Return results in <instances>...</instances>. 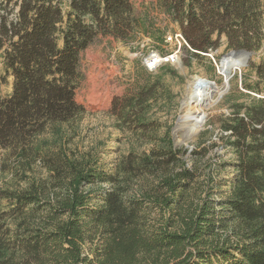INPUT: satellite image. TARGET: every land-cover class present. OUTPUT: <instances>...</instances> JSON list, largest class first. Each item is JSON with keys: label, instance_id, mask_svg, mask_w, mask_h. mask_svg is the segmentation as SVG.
Masks as SVG:
<instances>
[{"label": "trees", "instance_id": "1", "mask_svg": "<svg viewBox=\"0 0 264 264\" xmlns=\"http://www.w3.org/2000/svg\"><path fill=\"white\" fill-rule=\"evenodd\" d=\"M160 2L192 57L221 38L231 51L262 49L264 0ZM132 15L129 0H0L12 77L0 99V176L10 175L0 187V264H264V98L228 94L230 115L210 119L189 151L151 115L170 96L156 81L112 99L128 145L112 171L96 144L78 146L80 51ZM243 87L260 92L259 82ZM220 147L234 156L227 180Z\"/></svg>", "mask_w": 264, "mask_h": 264}, {"label": "rangeland", "instance_id": "2", "mask_svg": "<svg viewBox=\"0 0 264 264\" xmlns=\"http://www.w3.org/2000/svg\"><path fill=\"white\" fill-rule=\"evenodd\" d=\"M129 3L133 10L132 23L129 25L119 23L107 28L108 30L103 31L80 51L76 63L78 73L81 75L78 101L84 106L85 115L80 126L81 134L75 140L79 143L78 146L85 149L96 144L101 157L100 165L104 171H112L121 153L128 149L123 133L115 128L114 118L109 113L113 98L135 93L158 81L170 92V96L162 97L152 109L151 115L162 123L164 129L170 128L171 131L180 116H184L181 119L191 117L179 109L192 79L197 77L195 78L197 80L205 79L214 83L219 88L218 94L224 93L218 103L214 104L218 100V94H215L207 103L199 101L190 109L198 118L204 119L197 135L187 142L183 141L189 128L186 121L190 118L181 121L180 131L174 136L171 131L174 145L184 146L189 151L194 150L193 145L197 142L198 136L209 128L210 119L215 120L223 114L230 115V110L224 103L228 94L233 95V99L238 103L247 101L250 96L264 98V41L262 49L249 58L247 66L233 72L227 91L222 80L223 73L217 71L223 57L233 52L227 48L225 38H221L216 50L206 57H192L190 49L180 47L178 64L164 65L149 73L144 67L145 60L152 51L165 57L176 49V44L168 41V38L179 34V30L163 13L160 0H129ZM262 31L264 32V16ZM260 73L263 75L262 79ZM257 82L260 91L257 94L252 90L246 91L243 87V83L254 86ZM11 84L12 77L7 76L3 70V59L0 55V99L7 97L11 92ZM217 128L218 124L215 123L213 134L217 132ZM215 150L217 149L209 150L207 155H212ZM217 152L223 163L227 164V168L219 174L220 179L232 178L231 165L235 163L233 153L221 147ZM1 156L0 150V159ZM9 176V174L0 176V187L4 180L10 179Z\"/></svg>", "mask_w": 264, "mask_h": 264}, {"label": "water", "instance_id": "3", "mask_svg": "<svg viewBox=\"0 0 264 264\" xmlns=\"http://www.w3.org/2000/svg\"><path fill=\"white\" fill-rule=\"evenodd\" d=\"M256 55L255 52H247V51H243V50H234L233 52H230L228 53L227 55H225L223 57V59L219 62V66L217 67V71L218 73H223V83H224V86H225V91L228 90V82L230 81L229 79L232 77L233 75V72H235L236 70H239L241 68H245L247 66V62L249 60V58L251 56H254ZM230 60L234 61L235 64H237L236 66H234L233 64L230 63ZM237 60V61H236ZM180 69L182 70V67H180ZM197 78V77H195ZM193 78V79H195ZM192 79V80H193ZM206 84H210L212 86H215L214 83H211L205 79H201V82H198L197 86L198 85H201V86H204ZM189 85V84H188ZM224 93H221V94H218V100L215 101L214 104L218 103V101L222 98L221 96L223 95ZM183 108H184V100L180 103V111H183ZM181 117H184V116H180L174 126L172 127V134L173 136L175 135V133H177L178 131H180V127L178 126V123L180 122V119ZM205 117V116H204ZM204 120V119H203ZM197 134L195 135H184L183 137V141L184 142H187L189 139H191L192 137H195Z\"/></svg>", "mask_w": 264, "mask_h": 264}, {"label": "bare ground", "instance_id": "4", "mask_svg": "<svg viewBox=\"0 0 264 264\" xmlns=\"http://www.w3.org/2000/svg\"><path fill=\"white\" fill-rule=\"evenodd\" d=\"M235 60L231 61L230 63L233 64L234 66H236L237 64L234 63ZM237 61V60H236ZM198 82H201V80H197V79H193L192 82L188 85V90H187V94L186 97L184 99V108L183 110L187 113L190 114L191 117H186V118H190L187 122L189 128L187 131V135H195L197 134V132L200 130V126H201V121L203 119V117L198 118L196 114L193 113L192 110H190L192 108V105L197 104L199 101L200 102H205L207 103L208 101H210L212 99V96L215 94H218L219 92V88H217L216 86H212L210 84H206L204 86L198 85ZM186 118L180 119V122L178 124V126L181 128V121L185 120Z\"/></svg>", "mask_w": 264, "mask_h": 264}, {"label": "built area", "instance_id": "5", "mask_svg": "<svg viewBox=\"0 0 264 264\" xmlns=\"http://www.w3.org/2000/svg\"><path fill=\"white\" fill-rule=\"evenodd\" d=\"M168 41L174 42L177 46L172 52L168 53L165 57L160 56V54L156 51H152V53L148 56V58L144 62L145 70L149 73H153L161 66L164 65H176L179 62L180 57V47H188L185 40L181 36V34H176L173 37H169ZM211 57V56H209Z\"/></svg>", "mask_w": 264, "mask_h": 264}]
</instances>
